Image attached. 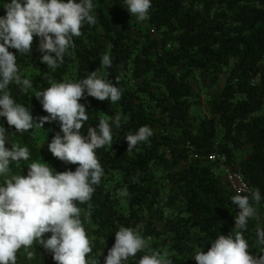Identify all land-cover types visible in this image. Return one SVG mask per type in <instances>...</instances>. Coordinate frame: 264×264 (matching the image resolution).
I'll list each match as a JSON object with an SVG mask.
<instances>
[{
    "label": "trees",
    "instance_id": "16d2710c",
    "mask_svg": "<svg viewBox=\"0 0 264 264\" xmlns=\"http://www.w3.org/2000/svg\"><path fill=\"white\" fill-rule=\"evenodd\" d=\"M94 3L97 23L82 27L56 70L41 63L34 37L31 54L17 57L33 90L25 94L10 85V91L34 117L48 115L34 91L49 87V80L86 78L100 68L102 55L110 54L112 66L102 74L113 83L119 78L121 99L115 104L81 100L89 114L83 133L102 117L111 122L119 114L122 125L113 126L112 144L97 150L104 176L94 186L91 214L85 216L87 204L79 205L92 244L88 259L100 258L103 264L115 232L126 226L146 238L145 252H168L173 264H196L194 252H206L219 234L235 227V193L214 176L207 155L226 152L251 190L258 188L264 197V0H152L143 22L131 21L123 0ZM5 11L0 7V15ZM144 125L154 135L127 152L124 137ZM14 131H6L9 142L26 146L30 160L10 165L13 174L26 175L27 163L44 160L57 171H75L78 165L48 151L58 122L45 123L35 136ZM124 186L129 195L118 197ZM256 207L260 219H250L243 235L250 251L260 253L264 248L256 244V229L264 228V199ZM32 251L31 260L18 251L17 264H56L42 245Z\"/></svg>",
    "mask_w": 264,
    "mask_h": 264
},
{
    "label": "clouds",
    "instance_id": "9594fccd",
    "mask_svg": "<svg viewBox=\"0 0 264 264\" xmlns=\"http://www.w3.org/2000/svg\"><path fill=\"white\" fill-rule=\"evenodd\" d=\"M123 5L131 14V21L143 22L149 18L152 0H123ZM0 7L6 10L0 15V121H3L0 125V264H17V252L21 249L29 260L33 259L34 245H42L56 264H100V258L88 259L92 244L79 205L87 204L85 216L91 214L94 186L104 176L97 150L112 144L113 126L121 128V116L115 115L111 122L102 117L95 127L89 126L83 133L89 114L81 100L92 97L115 104L121 99L119 78L113 83L102 74L103 69L112 66L110 54H103L100 68L86 78L49 80V87L34 91L48 115L34 117L10 91L13 86L25 94L33 90L32 81L21 74L17 57L31 54L34 37L39 41L41 63L49 70H56L75 47L74 37L81 35L82 27L97 23L96 5L94 0H0ZM5 118L8 127L4 125ZM52 122L59 123V131L48 140V151L65 163L78 165L75 171L70 168L57 171L44 160L27 163L26 175L13 174L10 165L20 167L22 162H28L30 151L26 146L10 143L6 131L14 127V133L31 131L35 136L37 130L45 129V123ZM153 135V129L147 125L135 133L129 132L124 137L127 152L148 142ZM244 191L237 187L231 197L235 227L227 235L219 234L206 252L202 249L194 252L192 258L196 264H264L261 255L264 251L251 252L243 235L250 219L259 221L256 205L264 197L258 188L247 195ZM116 195L127 197V187L120 188ZM46 233L51 235L46 237ZM256 244L264 248V228L259 226ZM148 247V241L137 229L121 226L103 264H129L138 253L144 254L136 264H173L168 252H145Z\"/></svg>",
    "mask_w": 264,
    "mask_h": 264
},
{
    "label": "built area",
    "instance_id": "2783aa9c",
    "mask_svg": "<svg viewBox=\"0 0 264 264\" xmlns=\"http://www.w3.org/2000/svg\"><path fill=\"white\" fill-rule=\"evenodd\" d=\"M168 46L170 47L171 44H168ZM206 158L213 164L212 172L214 176L221 178L235 194L237 187L245 189L243 194H249L251 191L249 182L246 180L243 172L234 166L226 152L217 149L207 155Z\"/></svg>",
    "mask_w": 264,
    "mask_h": 264
},
{
    "label": "rangeland",
    "instance_id": "374dc122",
    "mask_svg": "<svg viewBox=\"0 0 264 264\" xmlns=\"http://www.w3.org/2000/svg\"><path fill=\"white\" fill-rule=\"evenodd\" d=\"M206 109V106H203V110L202 111H204Z\"/></svg>",
    "mask_w": 264,
    "mask_h": 264
}]
</instances>
